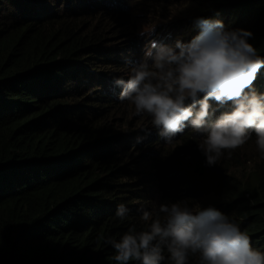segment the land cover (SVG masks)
<instances>
[{
    "label": "trees",
    "instance_id": "obj_1",
    "mask_svg": "<svg viewBox=\"0 0 264 264\" xmlns=\"http://www.w3.org/2000/svg\"><path fill=\"white\" fill-rule=\"evenodd\" d=\"M140 1L144 13L156 5ZM167 2L156 0L161 8ZM197 2V16L230 14L233 28L251 30L249 42L264 56V0ZM126 7L122 0H0V264H117L104 237L139 228L141 205L190 199L197 206L210 191L264 250V154L251 170L250 159L237 163L246 169L237 178L228 162L241 146L209 167L200 150L178 153L192 136L156 150L154 130L139 143L141 134L132 133L123 145L103 127L127 103L113 81L121 75L114 67L124 73L128 66L106 34L132 21ZM188 30L176 35L186 38ZM136 36L120 50L139 59L149 37ZM261 72L253 82L259 90ZM97 141L105 148L88 147ZM136 149L140 155L130 158ZM120 203L131 210L125 222L115 217ZM197 260L190 256L189 264Z\"/></svg>",
    "mask_w": 264,
    "mask_h": 264
},
{
    "label": "clouds",
    "instance_id": "obj_2",
    "mask_svg": "<svg viewBox=\"0 0 264 264\" xmlns=\"http://www.w3.org/2000/svg\"><path fill=\"white\" fill-rule=\"evenodd\" d=\"M139 2L130 0L132 5ZM193 23L199 31L189 41L177 37L173 42L174 30L170 38L148 39L139 59L126 57L127 70L113 81L118 99L134 106L136 116L150 118L151 127L144 131L154 130L162 147H176L192 136L188 151L179 152L200 150L206 166L217 164L226 151L230 155L242 148L251 137L264 154V87L259 90L258 81L253 85L264 56L249 42L253 32L229 28L219 17L198 16ZM140 136L138 143L146 138ZM213 197V205L202 204L205 196L197 206L190 199L151 209L141 205V226H129L119 238L107 235L104 244L114 249L117 264H189L190 256L198 257L197 264H264V250L252 244L247 225L240 228ZM130 211L120 203L115 217L125 222Z\"/></svg>",
    "mask_w": 264,
    "mask_h": 264
},
{
    "label": "rangeland",
    "instance_id": "obj_3",
    "mask_svg": "<svg viewBox=\"0 0 264 264\" xmlns=\"http://www.w3.org/2000/svg\"><path fill=\"white\" fill-rule=\"evenodd\" d=\"M142 2L140 3V7H141L140 8L137 7L138 3L132 5L130 4V0H122V5L131 6L130 8L126 7V13L128 14L129 17L132 16V21L117 22L115 23L112 31H108L106 33L107 36L111 37L109 39L110 45H113L111 47L115 48L116 49L115 51L120 54V59L122 61H125L128 55L125 53L123 55L122 52L124 51L120 50V48L124 46L126 47L127 42H130V39L133 38L135 34L138 35L136 37H140L141 36L139 35L140 32L151 33L152 34L151 37L146 36L149 37V39L150 38L166 39V38H170L171 37L170 34L174 30H176L172 33V36L174 38L173 42L177 37H179L176 34L178 32L183 34L187 27L189 28L188 31H190V33L187 34L188 38L182 36V39L184 41H189L192 35H194L193 33H195V31H197L198 33L199 29L193 23V20L196 17H198L196 12L198 11L196 9L198 5L197 0H168V2L164 4L163 8L157 5L156 0H152L151 3L156 5L151 8V11L146 13H144V10H142L144 6ZM203 17L206 18L219 17L224 21L225 25L229 28H233V25L237 23L235 18L230 14H220L218 11L208 14L207 16L203 15ZM103 19L104 21H106L107 17L103 16ZM114 71H116V73H119L121 75L123 74V71H118L116 67H114ZM262 73H264V68L262 72L259 74ZM102 125L103 127L107 128L109 131H112L115 134L122 136L120 138L121 141L123 142H126V140L129 139V137L127 138L126 136H129L132 133L144 135L146 134L144 129H148L151 127L150 118L136 116L134 114V106H132L128 102L122 105L121 107H118L117 110L112 109L109 112V115L103 120ZM128 143L129 142H127L126 144ZM158 145L160 146H157L155 148L156 150H158L159 148L165 149L164 147H162L161 144ZM243 145L244 146L238 152L236 159L229 160L228 162L229 170L237 178L242 177L243 173L246 170L245 168L243 169L242 167H239L237 169L236 167L237 163L243 164L244 159H251L252 164L250 165L246 164L248 166V169L251 170V167L254 166V162L261 161L259 156L260 153L252 137ZM146 146H148V144H145L140 148L143 149L146 148ZM166 147L171 149L172 147H174V145L172 146L170 144H166ZM146 150L147 149H145V151ZM129 151L130 149L126 150L125 158L129 156ZM178 153L182 154L180 152ZM134 154L140 155L138 149H136L135 152L132 151V153H130V158L133 157ZM241 170L242 173L239 174L238 172ZM215 193H217V191H210L209 194L205 196V199L202 204H208V205L209 203L212 205L216 204L213 197Z\"/></svg>",
    "mask_w": 264,
    "mask_h": 264
},
{
    "label": "water",
    "instance_id": "obj_4",
    "mask_svg": "<svg viewBox=\"0 0 264 264\" xmlns=\"http://www.w3.org/2000/svg\"><path fill=\"white\" fill-rule=\"evenodd\" d=\"M91 145H92V144H91ZM91 145H88V147H90ZM93 145L99 146L100 148H105L104 145H100V144H97V143H95V144H93Z\"/></svg>",
    "mask_w": 264,
    "mask_h": 264
}]
</instances>
